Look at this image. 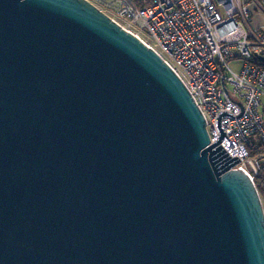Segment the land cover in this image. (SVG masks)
<instances>
[{
  "label": "water",
  "instance_id": "1",
  "mask_svg": "<svg viewBox=\"0 0 264 264\" xmlns=\"http://www.w3.org/2000/svg\"><path fill=\"white\" fill-rule=\"evenodd\" d=\"M240 160L91 1L0 0V264H264Z\"/></svg>",
  "mask_w": 264,
  "mask_h": 264
},
{
  "label": "built area",
  "instance_id": "2",
  "mask_svg": "<svg viewBox=\"0 0 264 264\" xmlns=\"http://www.w3.org/2000/svg\"><path fill=\"white\" fill-rule=\"evenodd\" d=\"M167 61L207 120L211 141L240 157L252 180L262 154L250 156L254 134L264 140V26L253 25L252 0H89ZM264 11V2L258 1ZM135 26L137 28H135ZM147 30L157 46L138 31ZM241 59L240 71L230 64Z\"/></svg>",
  "mask_w": 264,
  "mask_h": 264
},
{
  "label": "trees",
  "instance_id": "3",
  "mask_svg": "<svg viewBox=\"0 0 264 264\" xmlns=\"http://www.w3.org/2000/svg\"><path fill=\"white\" fill-rule=\"evenodd\" d=\"M254 61L258 64L264 65V61L260 57H256ZM250 156H255L257 154H262V167L255 177V183L258 187L260 195L264 203V140L259 134H254L250 141L247 143Z\"/></svg>",
  "mask_w": 264,
  "mask_h": 264
},
{
  "label": "rangeland",
  "instance_id": "4",
  "mask_svg": "<svg viewBox=\"0 0 264 264\" xmlns=\"http://www.w3.org/2000/svg\"><path fill=\"white\" fill-rule=\"evenodd\" d=\"M252 1H253V3L251 4L252 16H253V22L252 23L255 26H262V25H264V11L261 10L258 1L263 3L264 0H252ZM135 28H137V27L135 26ZM138 32L147 41H149L152 44H154L155 46H157L156 41L149 35L147 30L140 28V31H138ZM230 64L236 71H240L241 65H242V60L241 59H232L230 61Z\"/></svg>",
  "mask_w": 264,
  "mask_h": 264
},
{
  "label": "crops",
  "instance_id": "5",
  "mask_svg": "<svg viewBox=\"0 0 264 264\" xmlns=\"http://www.w3.org/2000/svg\"><path fill=\"white\" fill-rule=\"evenodd\" d=\"M264 25H262L263 27ZM261 110L264 113V95L262 96V104H261Z\"/></svg>",
  "mask_w": 264,
  "mask_h": 264
},
{
  "label": "flooded vegetation",
  "instance_id": "6",
  "mask_svg": "<svg viewBox=\"0 0 264 264\" xmlns=\"http://www.w3.org/2000/svg\"><path fill=\"white\" fill-rule=\"evenodd\" d=\"M261 59H262V61H264V57H262Z\"/></svg>",
  "mask_w": 264,
  "mask_h": 264
}]
</instances>
